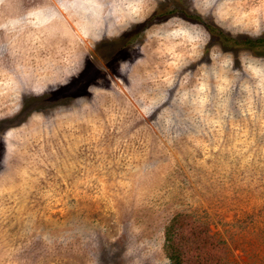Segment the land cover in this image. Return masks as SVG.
I'll return each instance as SVG.
<instances>
[{"label":"rangeland","instance_id":"rangeland-1","mask_svg":"<svg viewBox=\"0 0 264 264\" xmlns=\"http://www.w3.org/2000/svg\"><path fill=\"white\" fill-rule=\"evenodd\" d=\"M264 0H0V264H264Z\"/></svg>","mask_w":264,"mask_h":264},{"label":"trees","instance_id":"trees-1","mask_svg":"<svg viewBox=\"0 0 264 264\" xmlns=\"http://www.w3.org/2000/svg\"><path fill=\"white\" fill-rule=\"evenodd\" d=\"M263 40L261 39L255 42L248 41V44L251 46H256V44L263 42ZM172 235H173V224L171 223V225H169L166 230L165 248L170 264H181L182 260L180 258V253L179 252L177 253L175 250L174 239Z\"/></svg>","mask_w":264,"mask_h":264}]
</instances>
